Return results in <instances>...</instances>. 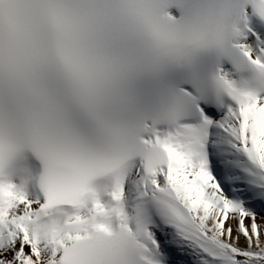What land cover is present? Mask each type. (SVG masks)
Segmentation results:
<instances>
[{"label": "snow or ice", "instance_id": "obj_1", "mask_svg": "<svg viewBox=\"0 0 264 264\" xmlns=\"http://www.w3.org/2000/svg\"><path fill=\"white\" fill-rule=\"evenodd\" d=\"M0 264H264V0H0Z\"/></svg>", "mask_w": 264, "mask_h": 264}]
</instances>
